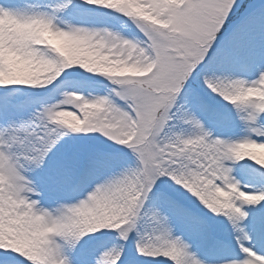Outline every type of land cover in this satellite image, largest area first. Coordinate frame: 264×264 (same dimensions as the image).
<instances>
[{"label": "snow or ice", "instance_id": "1", "mask_svg": "<svg viewBox=\"0 0 264 264\" xmlns=\"http://www.w3.org/2000/svg\"><path fill=\"white\" fill-rule=\"evenodd\" d=\"M0 264H264V0H0Z\"/></svg>", "mask_w": 264, "mask_h": 264}]
</instances>
